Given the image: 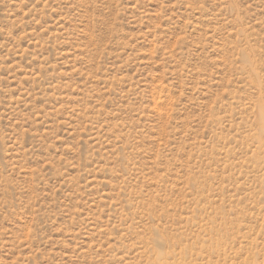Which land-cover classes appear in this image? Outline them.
<instances>
[{
	"label": "rangeland",
	"instance_id": "374dc122",
	"mask_svg": "<svg viewBox=\"0 0 264 264\" xmlns=\"http://www.w3.org/2000/svg\"><path fill=\"white\" fill-rule=\"evenodd\" d=\"M0 264H264V0H0Z\"/></svg>",
	"mask_w": 264,
	"mask_h": 264
}]
</instances>
